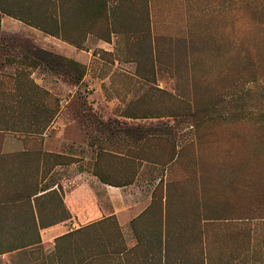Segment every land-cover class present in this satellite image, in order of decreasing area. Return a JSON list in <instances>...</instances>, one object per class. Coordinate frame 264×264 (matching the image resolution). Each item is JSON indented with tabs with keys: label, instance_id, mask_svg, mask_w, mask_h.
<instances>
[{
	"label": "rangeland",
	"instance_id": "obj_1",
	"mask_svg": "<svg viewBox=\"0 0 264 264\" xmlns=\"http://www.w3.org/2000/svg\"><path fill=\"white\" fill-rule=\"evenodd\" d=\"M118 14L134 33L122 36L115 56L91 61L105 99L100 104L82 89L75 95L78 120L88 117L93 126L106 116L98 125H107L122 146L121 155H87L93 171L136 182L124 190L131 197L122 212L138 208L129 218L150 205L162 182L182 256L195 246L205 264H264V0H153L150 19L138 8ZM40 56L74 83L72 63ZM13 175L0 172L7 185L1 197L18 190ZM26 211H2L0 232H29ZM152 226L149 218L137 223L145 232ZM119 229L127 248L136 243L131 221L127 233ZM37 257L55 263L50 247L37 256L0 255V264H40Z\"/></svg>",
	"mask_w": 264,
	"mask_h": 264
},
{
	"label": "crops",
	"instance_id": "obj_2",
	"mask_svg": "<svg viewBox=\"0 0 264 264\" xmlns=\"http://www.w3.org/2000/svg\"><path fill=\"white\" fill-rule=\"evenodd\" d=\"M0 4L4 8L0 11V172L2 176L6 172L18 175V196L37 194L31 203L44 199L38 201L39 214L33 206L37 224H44L38 228L40 242L1 255L23 252L37 256L40 249L52 247L54 264H61L56 258L57 239L108 217H114L127 233L129 222L138 217L128 216L138 208L127 207L122 212L131 197L124 190L136 182L121 187L102 183L93 174V160L87 156L121 155L122 146L115 144L114 132L106 129L107 125H98L108 118L98 116L92 126L88 117L78 120L74 107L78 89L97 94L100 104L105 99L103 80L97 78L91 61L102 53L115 56L122 36L134 33L126 15L118 12L138 8V13L150 19L153 0H0ZM22 18L40 22L46 31ZM106 26L108 35L103 36L100 32L104 34ZM118 26L130 30L112 29ZM40 55L82 65L85 73L81 81L75 84L53 71ZM93 105L100 109L101 105ZM116 118L128 123L142 120ZM54 176L56 182L51 180ZM31 218L26 215L28 222ZM28 229L21 233H32L31 227ZM79 249L66 242L61 251L82 258ZM66 261L74 262L70 257ZM35 262L40 263V258Z\"/></svg>",
	"mask_w": 264,
	"mask_h": 264
},
{
	"label": "trees",
	"instance_id": "obj_3",
	"mask_svg": "<svg viewBox=\"0 0 264 264\" xmlns=\"http://www.w3.org/2000/svg\"><path fill=\"white\" fill-rule=\"evenodd\" d=\"M30 1L33 2L34 0ZM39 5L42 6L41 4ZM0 11L4 12L1 4ZM11 15L16 17L14 14ZM22 19L25 23L35 25V27H40L46 31V28L40 22L36 23L32 18ZM67 62L72 63L74 71H78V74L76 73L77 76L73 79L74 83L78 84L85 73V68L75 62ZM93 174L102 183L112 186L121 187L131 183V181H127L124 184L109 181L96 171H93ZM6 187L7 185L0 181V190H6ZM5 194L7 195V193ZM35 195L37 194L29 193L22 197L18 196L16 191L11 198L0 196V223L3 221L1 216L2 211L15 208H24L32 217L29 222L32 233L15 234L0 232V255L40 242L38 228L44 227V224H37L33 206L39 214L40 204L38 201L43 197L36 198L34 203H31L30 199ZM43 200L41 199V201ZM148 218L153 225L152 228L147 232L145 230L139 232L137 230V223L140 220L144 221V219ZM172 224L168 196L161 182L153 191L150 205L136 219L131 221L136 239L133 247L127 248L125 246L117 221L114 217H108L57 239L56 258L61 264H68L66 260L69 257L74 261L71 264H205L203 250L201 249L199 253L196 251L195 246H191L188 249L190 250V255L183 254L182 256L181 248L178 245L181 235L173 233L171 229ZM66 242L79 246L80 249L78 251L83 252L82 258H79L80 256L78 255L70 256L69 252L61 251L62 246Z\"/></svg>",
	"mask_w": 264,
	"mask_h": 264
}]
</instances>
